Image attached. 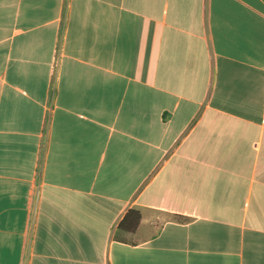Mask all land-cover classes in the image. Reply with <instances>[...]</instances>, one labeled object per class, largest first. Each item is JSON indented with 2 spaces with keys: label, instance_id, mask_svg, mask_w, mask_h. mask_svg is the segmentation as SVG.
<instances>
[{
  "label": "crops",
  "instance_id": "crops-1",
  "mask_svg": "<svg viewBox=\"0 0 264 264\" xmlns=\"http://www.w3.org/2000/svg\"><path fill=\"white\" fill-rule=\"evenodd\" d=\"M0 264H264V0H0Z\"/></svg>",
  "mask_w": 264,
  "mask_h": 264
}]
</instances>
